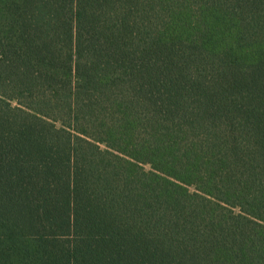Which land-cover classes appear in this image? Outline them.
<instances>
[{
  "label": "trees",
  "instance_id": "obj_1",
  "mask_svg": "<svg viewBox=\"0 0 264 264\" xmlns=\"http://www.w3.org/2000/svg\"><path fill=\"white\" fill-rule=\"evenodd\" d=\"M0 264H264V0H0Z\"/></svg>",
  "mask_w": 264,
  "mask_h": 264
},
{
  "label": "rangeland",
  "instance_id": "obj_2",
  "mask_svg": "<svg viewBox=\"0 0 264 264\" xmlns=\"http://www.w3.org/2000/svg\"><path fill=\"white\" fill-rule=\"evenodd\" d=\"M145 168H146V169H149V166H148V165H145Z\"/></svg>",
  "mask_w": 264,
  "mask_h": 264
}]
</instances>
